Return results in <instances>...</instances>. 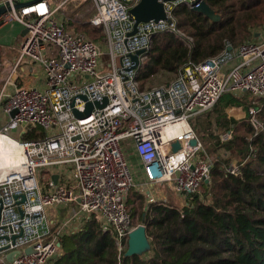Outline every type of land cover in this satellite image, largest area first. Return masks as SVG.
<instances>
[{"label":"built area","instance_id":"built-area-1","mask_svg":"<svg viewBox=\"0 0 264 264\" xmlns=\"http://www.w3.org/2000/svg\"><path fill=\"white\" fill-rule=\"evenodd\" d=\"M57 1L16 8V0H0V7L9 8L0 15V28L18 22L27 31L15 69L35 63L45 79L42 90L17 87L8 97L6 85L0 94V137L14 142L20 158L0 167V264H53L63 239L92 220L112 236L120 254L126 252L129 235L146 223L135 227L128 207L135 180L125 141H132L150 186L169 183L188 199L210 181L216 163L191 120L227 94L249 95L251 124L257 132L263 128L257 114L264 110V30H254V38L237 47L226 42L221 53L202 62L185 63L169 83L141 89L139 75L155 37L171 34L193 48L194 39L179 28L174 12L203 0H159L166 19L142 22L136 33L130 12L142 0ZM71 4L81 11L74 22L91 12L87 23L103 33L102 41L70 32L66 16L59 20ZM104 99L107 104L94 106L87 118L73 113ZM177 126L179 132L167 135ZM38 128L43 137L23 139ZM232 138V129L220 135L221 142ZM243 164L225 172L240 176Z\"/></svg>","mask_w":264,"mask_h":264},{"label":"trees","instance_id":"trees-1","mask_svg":"<svg viewBox=\"0 0 264 264\" xmlns=\"http://www.w3.org/2000/svg\"><path fill=\"white\" fill-rule=\"evenodd\" d=\"M204 1L221 21L213 23L186 6L178 7L174 12L178 26L194 39V46L188 49L171 34L155 37L139 75L141 89L157 74L175 76L185 63L221 53L226 42L237 47L252 40L254 30L264 26V0ZM83 26L90 35L100 31L94 28L92 33L88 25ZM252 103L249 95L227 94L211 111L191 120L201 142L209 144L207 136L212 139L208 153L219 154L214 155L209 183L184 207L160 201L142 212L151 255L120 254L112 236L92 220L80 233L63 239L62 255L53 264H264V110L257 114L263 123L257 132L250 120ZM219 106L222 111L243 108L246 117L238 121L224 112L215 117ZM214 128L216 133L210 131ZM231 129L233 138L221 142V133ZM43 136L38 128L23 139ZM236 155L244 158L240 176L225 172Z\"/></svg>","mask_w":264,"mask_h":264},{"label":"rangeland","instance_id":"rangeland-1","mask_svg":"<svg viewBox=\"0 0 264 264\" xmlns=\"http://www.w3.org/2000/svg\"><path fill=\"white\" fill-rule=\"evenodd\" d=\"M16 1L18 3H29V2H32L34 0H16ZM63 1L64 0H59V1H57V4H60ZM80 13H81V11L76 10L74 8V5L71 4V5L66 7L65 13L59 12V20L61 21V19H63L66 16L67 18L70 19L69 24L67 25V29L70 32H73L76 34L77 33L83 34L86 37H88L89 39H92V40L96 39L95 41H102L104 38L103 33L101 31H99L98 33L94 34L93 33L94 28L92 26H90V24L87 23V19L91 15V12L87 13L84 17H81L78 22L72 21V20L76 19V16L79 15ZM83 25H88L89 30L93 34L90 35L87 32L88 29L84 28ZM263 28H264V26L259 28V29L264 30ZM173 78H174L173 75H168L166 73L165 74H161V73L157 74L155 77H152V79L146 84L145 88H151V87H155L157 85L169 83ZM219 107H220V109H219ZM219 107H217V110L213 113V116L216 117L217 114H223V112H224L227 114L228 118H234L238 121H241L246 117V113L243 110V108H231V109H227V110L222 111V106H219ZM0 125H2V120H0ZM210 131H213L214 133H216L215 128L210 130ZM223 133L224 132H222L221 134H223ZM206 138H207L209 144H206L203 140H202L203 141L202 143H203L205 150L207 152H209L210 146L213 143V141H212V139H209L208 136ZM125 148H127V160H128V163L130 165V168H131V171L133 173L134 180H135V187L128 194V207H129L130 213L132 214V220H133L135 227L143 224L144 215L142 214V212L145 211V208L148 207L149 205L153 204V203L160 202L161 199H166V200L172 201V202H168L169 203L168 205L171 204V205L177 206V207L185 206V205L182 206L180 203L178 205V203L174 202L178 199H182V198L184 199V197H183V195L177 194L169 186V183H165L164 185H157V186H153V187L150 186L149 183H147V180H146L144 173H143L141 163L139 162L138 157L135 155L133 143L131 140L125 141ZM212 154H209V155L212 156V158L216 160L215 156L218 155L219 153L218 154L212 153ZM223 154H224V152L221 153L222 156H223ZM243 159L244 158H242L238 155L233 156V160L231 162V165L232 164L241 165L244 162ZM148 192H150V195H152L154 198L151 199L149 197ZM199 192H201V189ZM149 247L150 248L146 252H144L142 255H151L152 254L151 243L149 244ZM125 250H127V247ZM125 254H126V252H125Z\"/></svg>","mask_w":264,"mask_h":264},{"label":"crops","instance_id":"crops-1","mask_svg":"<svg viewBox=\"0 0 264 264\" xmlns=\"http://www.w3.org/2000/svg\"><path fill=\"white\" fill-rule=\"evenodd\" d=\"M26 33V28L18 22L0 28V94L4 86L7 85L8 97L17 87L37 88L39 90L45 88L44 73L40 65L26 61L15 69L19 57L18 48ZM13 136H17V134L14 133ZM187 200L184 197V199H178L174 202L183 206L187 204ZM161 202L169 204L168 202L172 201L161 199Z\"/></svg>","mask_w":264,"mask_h":264},{"label":"water","instance_id":"water-1","mask_svg":"<svg viewBox=\"0 0 264 264\" xmlns=\"http://www.w3.org/2000/svg\"><path fill=\"white\" fill-rule=\"evenodd\" d=\"M39 0H34L29 3H17L15 6L16 8L26 7L30 5L33 2H37ZM166 1H175V0H166ZM9 10L6 5H2L0 7V15L6 13ZM192 10L194 12H198L200 14H203L205 17H207L211 22L218 23L221 21V16L216 13L204 0L199 3V5L194 4L192 7ZM131 15L133 19L135 20V30L133 33L137 32V26L142 22H148L151 20L159 21L166 19L165 9L164 6L159 0H142L138 6H136L134 9L131 10ZM259 34H255V37H258ZM231 50V49H229ZM135 64H138V58L135 56L134 58ZM107 104V99H104L102 103L96 102L95 104L88 103L86 106L85 112H79L76 109H73V113L77 118H87L91 115V112L94 108V106L98 108H103ZM74 105V102H72V106ZM16 111L11 113V117H14L16 115ZM196 141H192V145H196ZM181 148L180 142H176L173 145V150L177 152ZM53 180L56 183L58 180V176H53ZM206 184L209 183L207 180L205 182ZM150 240L147 235V227L146 226H140L135 231H133L129 235L128 240V249L126 251L125 256L126 257H132L135 255H142L144 252H146L150 247ZM136 248V252H132V248ZM32 249H29L28 252H31Z\"/></svg>","mask_w":264,"mask_h":264},{"label":"bare ground","instance_id":"bare-ground-1","mask_svg":"<svg viewBox=\"0 0 264 264\" xmlns=\"http://www.w3.org/2000/svg\"><path fill=\"white\" fill-rule=\"evenodd\" d=\"M179 126H177L175 129H168L167 135H172V133H177L180 131ZM16 146L13 141L6 137H0V167L6 168L10 166L13 163H17L20 158H18L15 154ZM136 248H132V252H136Z\"/></svg>","mask_w":264,"mask_h":264}]
</instances>
